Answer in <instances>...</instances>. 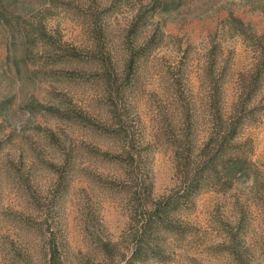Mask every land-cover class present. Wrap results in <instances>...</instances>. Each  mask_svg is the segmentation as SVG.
Listing matches in <instances>:
<instances>
[{
	"label": "rangeland",
	"instance_id": "1",
	"mask_svg": "<svg viewBox=\"0 0 264 264\" xmlns=\"http://www.w3.org/2000/svg\"><path fill=\"white\" fill-rule=\"evenodd\" d=\"M127 262L264 264V0H0V264Z\"/></svg>",
	"mask_w": 264,
	"mask_h": 264
},
{
	"label": "trees",
	"instance_id": "2",
	"mask_svg": "<svg viewBox=\"0 0 264 264\" xmlns=\"http://www.w3.org/2000/svg\"><path fill=\"white\" fill-rule=\"evenodd\" d=\"M140 247H141V245L139 244L137 248L139 249ZM125 264H129V263L127 262V263H125Z\"/></svg>",
	"mask_w": 264,
	"mask_h": 264
}]
</instances>
